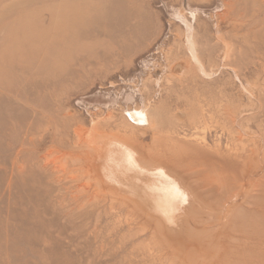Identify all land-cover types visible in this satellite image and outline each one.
Returning a JSON list of instances; mask_svg holds the SVG:
<instances>
[{
	"label": "rangeland",
	"instance_id": "374dc122",
	"mask_svg": "<svg viewBox=\"0 0 264 264\" xmlns=\"http://www.w3.org/2000/svg\"><path fill=\"white\" fill-rule=\"evenodd\" d=\"M0 264H264V0H0Z\"/></svg>",
	"mask_w": 264,
	"mask_h": 264
},
{
	"label": "bare ground",
	"instance_id": "6f19581e",
	"mask_svg": "<svg viewBox=\"0 0 264 264\" xmlns=\"http://www.w3.org/2000/svg\"><path fill=\"white\" fill-rule=\"evenodd\" d=\"M230 52V51H229ZM113 143V142H112ZM123 153H126V152H123ZM121 154V153H120ZM125 154H122V155H120L121 156V158L122 159H124L125 160V156H124ZM148 162H150V161H148ZM151 163V162H150ZM150 163H149V165H150ZM111 165H113L112 163H111ZM146 166V165H145ZM156 166V165H155ZM123 169V168H122ZM111 173V172H110ZM114 175V174H113ZM112 180V179H111Z\"/></svg>",
	"mask_w": 264,
	"mask_h": 264
}]
</instances>
